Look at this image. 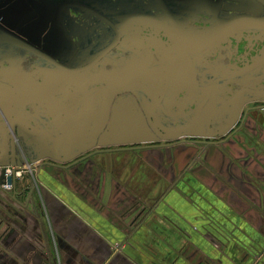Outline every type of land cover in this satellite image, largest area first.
<instances>
[{"label":"flooded vegetation","instance_id":"obj_1","mask_svg":"<svg viewBox=\"0 0 264 264\" xmlns=\"http://www.w3.org/2000/svg\"><path fill=\"white\" fill-rule=\"evenodd\" d=\"M98 72L115 91L111 110L119 102L127 121L157 126L154 140L32 163L46 154L34 142L56 135L65 115L76 125L80 80L90 102L105 86ZM263 122L264 0H0V264H24L27 237L45 234L43 184L102 185L140 152L161 162L259 137Z\"/></svg>","mask_w":264,"mask_h":264},{"label":"crops","instance_id":"obj_2","mask_svg":"<svg viewBox=\"0 0 264 264\" xmlns=\"http://www.w3.org/2000/svg\"><path fill=\"white\" fill-rule=\"evenodd\" d=\"M260 128L259 137L186 147L161 162L140 152L102 185L45 183V234L31 233L24 264H50L51 256L55 264H264ZM160 180L167 186H155Z\"/></svg>","mask_w":264,"mask_h":264},{"label":"water","instance_id":"obj_3","mask_svg":"<svg viewBox=\"0 0 264 264\" xmlns=\"http://www.w3.org/2000/svg\"><path fill=\"white\" fill-rule=\"evenodd\" d=\"M136 69H134L135 71ZM122 72L118 75H115L114 79L116 80L119 76H121ZM100 80H96V82L103 83L105 86L101 88H95L93 90V94L91 95V102L97 100L99 104L96 106L94 110H91V122L88 120V108L91 106V102L88 99V94L85 90V83L88 81L80 80L78 88V92L82 95L83 104L81 108L80 117H78V121L76 125H70L71 120L68 122L67 117L64 116V119L60 126H58V130H54L56 135L51 134L50 132L45 133L47 137L42 138L39 141L34 142L35 149L39 151H45V156H40L36 158L35 161L42 159L44 157L50 158L55 161L67 162L71 159L93 149L96 147H104V146H117V145H126V144H137V143H148L152 142L154 138H152V133L157 132V126L138 124L136 121H127L125 118L126 108L121 105L119 102L117 105H113L111 110L110 103L113 99L111 97L112 93L115 92L114 89L109 86L107 83L109 76H106L102 72H98ZM96 77V75H95ZM102 80V81H101ZM99 81V82H98ZM101 85V84H100ZM47 101V100H46ZM53 100H50V102ZM58 110V107H57ZM110 111H112L114 121L106 125L108 123V118L110 115ZM135 113V112H134ZM66 114V113H65ZM136 115V114H134ZM140 115V113H139ZM69 118V117H68ZM138 118V117H134ZM66 120V122H65ZM107 120V121H105ZM67 124V125H66ZM122 128L121 132H125L129 134L134 140L129 141H121L116 142L112 140V135L115 131H118V128ZM231 128V126L227 129V131ZM152 132V133H151ZM64 133L63 135L58 136V134ZM66 133V135H65ZM149 136L148 138L145 136ZM90 138V140H86ZM140 138V139H139ZM175 138V137H174ZM50 139V140H48ZM173 139V138H172ZM73 149H77L78 152L72 154V156L67 157L66 159L58 160L60 154L63 153H71ZM4 172H0V185L4 179Z\"/></svg>","mask_w":264,"mask_h":264},{"label":"rangeland","instance_id":"obj_4","mask_svg":"<svg viewBox=\"0 0 264 264\" xmlns=\"http://www.w3.org/2000/svg\"><path fill=\"white\" fill-rule=\"evenodd\" d=\"M112 124V123H111ZM122 131V128L120 127V128H118V131H115L114 133H113V135H112V140L113 141H116V142H121V141H129V140H134V138H132L129 134H126L125 132H121ZM140 139V138H139ZM199 162H196L195 163V165L196 164H198ZM138 172V171H137ZM177 176V175H176ZM141 177H142V173H141ZM135 179H136V181L138 182V183H143L144 181H143V179H139V175L137 174V173H135L134 174V176H133V178H132V181H135ZM176 180H177V178H176ZM186 183H188V182H186ZM107 185V184H106ZM43 186H46L45 184H43ZM155 186H167V184L165 183V182H162L161 180L159 181V182H157V184L155 185ZM172 186H173V183H172ZM175 186H181L180 185V183H176L175 184ZM192 186H194L193 184H192ZM36 188H37V190L39 191V186H36ZM42 193V192H41ZM40 194V193H39ZM44 197V192H43V196H42V198ZM27 238H29V237H27ZM54 240V239H53ZM57 247V246H56ZM55 253H56V251L54 250V255H55ZM51 259L53 260V264H55L56 263V257L54 256V257H52L51 256ZM50 259V260H51ZM60 259V258H59Z\"/></svg>","mask_w":264,"mask_h":264},{"label":"built area","instance_id":"obj_5","mask_svg":"<svg viewBox=\"0 0 264 264\" xmlns=\"http://www.w3.org/2000/svg\"><path fill=\"white\" fill-rule=\"evenodd\" d=\"M19 174V173H18ZM4 189H6L8 187V185L5 183L3 186H2Z\"/></svg>","mask_w":264,"mask_h":264}]
</instances>
